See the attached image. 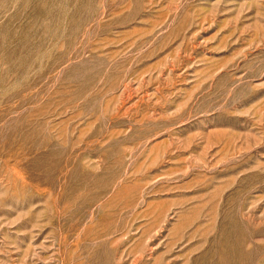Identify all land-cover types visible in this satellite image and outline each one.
I'll return each instance as SVG.
<instances>
[{
	"label": "rangeland",
	"instance_id": "obj_1",
	"mask_svg": "<svg viewBox=\"0 0 264 264\" xmlns=\"http://www.w3.org/2000/svg\"><path fill=\"white\" fill-rule=\"evenodd\" d=\"M0 264H264V0H0Z\"/></svg>",
	"mask_w": 264,
	"mask_h": 264
}]
</instances>
